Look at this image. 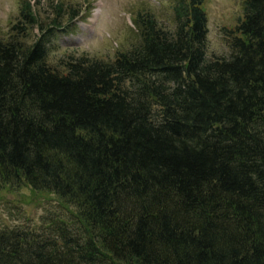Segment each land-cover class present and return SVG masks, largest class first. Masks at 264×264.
Wrapping results in <instances>:
<instances>
[{
	"label": "trees",
	"instance_id": "16d2710c",
	"mask_svg": "<svg viewBox=\"0 0 264 264\" xmlns=\"http://www.w3.org/2000/svg\"><path fill=\"white\" fill-rule=\"evenodd\" d=\"M203 2L173 0V27L138 13L129 49L59 71L61 5L47 26L21 0L0 37V185L72 207L0 225V264H264V0L212 57Z\"/></svg>",
	"mask_w": 264,
	"mask_h": 264
},
{
	"label": "rangeland",
	"instance_id": "374dc122",
	"mask_svg": "<svg viewBox=\"0 0 264 264\" xmlns=\"http://www.w3.org/2000/svg\"><path fill=\"white\" fill-rule=\"evenodd\" d=\"M43 24L57 15L56 5L62 7L61 29L50 33L46 61L52 68L64 71V62L73 57L112 60L117 52L127 50L138 39L134 18L149 12L157 21L173 27V0H30ZM21 0H0V37L7 38L17 23ZM207 19V57L229 54L228 36L238 18L242 17V0H204ZM74 19L69 21L70 14ZM39 28H28L27 41L36 39ZM72 207L58 194L33 191L22 185H0V225L37 227L48 219L65 217ZM48 218V219H47Z\"/></svg>",
	"mask_w": 264,
	"mask_h": 264
}]
</instances>
